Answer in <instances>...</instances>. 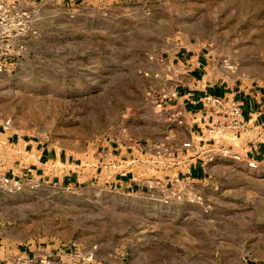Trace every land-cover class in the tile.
Listing matches in <instances>:
<instances>
[{"label": "rangeland", "instance_id": "rangeland-1", "mask_svg": "<svg viewBox=\"0 0 264 264\" xmlns=\"http://www.w3.org/2000/svg\"><path fill=\"white\" fill-rule=\"evenodd\" d=\"M24 6L37 35L0 73V122L11 119L10 132L93 178L66 180L60 163L50 177L24 176L25 162L0 160V176L20 183L0 186L2 255L41 248L91 252L94 264H264V159L251 168L245 157L248 140L264 137L250 128L239 136L207 132L230 154L198 181L184 178V160L149 154L131 164L129 157V146L158 143L165 126L173 127L156 102L174 94L169 58L183 44L203 46L237 74L264 81V0ZM108 149L128 156L119 171L136 187L105 182L118 175L99 163Z\"/></svg>", "mask_w": 264, "mask_h": 264}, {"label": "crops", "instance_id": "crops-1", "mask_svg": "<svg viewBox=\"0 0 264 264\" xmlns=\"http://www.w3.org/2000/svg\"><path fill=\"white\" fill-rule=\"evenodd\" d=\"M16 1L23 3L26 0ZM213 58H211L210 52H205V47L192 42L183 44L170 56L169 61L175 65L176 80L173 85L175 97L169 103L170 105H179L183 109V124L173 123L171 129L165 126L163 137L154 141L163 142L166 136H169V145L180 149L183 143L191 139L209 140L206 135L208 126L215 122L217 117L210 107L204 105L203 98L206 95L225 97L238 102L241 105L242 117L248 122L251 133L256 134L258 139L264 137V81L225 69L221 66L220 60L215 61ZM3 123L4 121L0 122V151L2 150L0 160L4 162L12 159L18 160L20 161L19 165L25 162L26 164L22 168L24 176L50 177L55 171L53 168L59 167L60 163L66 170L67 168L69 170L64 175L65 177L69 176L66 180L73 179L76 183L83 177L93 178L89 175L86 167L75 165L76 168L70 170L68 159H64L62 156L58 157L56 153L32 138L26 139L16 132H10L13 122L9 130L3 128ZM247 143L249 149L245 151V157L261 161L264 154V139L256 142L250 139ZM148 146L150 145L129 146V149L132 150L129 153V157H132L131 160L139 158L137 154L142 156L141 153L147 151ZM114 150L108 149V152L101 154L99 163L107 153L115 154L117 160H129L128 156L123 155L122 152L117 154ZM183 153L185 169L180 170L182 174H185V179L198 181L211 176V163L203 166L200 160L189 161L187 159L189 153ZM136 164L138 163L136 162ZM77 168L80 169L76 170ZM12 173L15 175L14 171ZM108 181L119 186H131L132 189L136 187L134 179L127 174L114 175V178L105 180V182ZM40 249H24L22 252L32 254ZM1 255L0 251V259H3L5 255Z\"/></svg>", "mask_w": 264, "mask_h": 264}, {"label": "built area", "instance_id": "built-area-1", "mask_svg": "<svg viewBox=\"0 0 264 264\" xmlns=\"http://www.w3.org/2000/svg\"><path fill=\"white\" fill-rule=\"evenodd\" d=\"M24 4L33 7L36 0H26L23 3L16 0H0V73L11 68L17 60L23 57L27 50L26 39L37 35V31L32 24L31 8H26ZM221 66L232 71L236 69L226 61ZM174 97L175 94L168 97L167 95L163 96L156 102V107L160 108L161 111H165V117L168 120L180 125L183 124L184 111L179 105H170L169 102ZM203 103L205 106L210 107L217 117L216 121L208 126L210 134L222 132L239 136L249 129L248 122L242 117L241 105L238 102L225 97L206 95L203 98ZM11 126V119H7L3 123L5 130H9ZM169 139V136L165 138V140ZM226 147L224 143H217L214 138H209V140L203 138L191 139L183 143L180 149L172 148L166 141H163L148 146L147 151H143L145 155L141 153L143 159L134 158L130 163H145L149 159V154L157 159L165 156L170 160H183V152H185L186 154L189 153L187 157L189 161L200 160L203 166H206L218 156L230 154V150ZM262 159H264V154ZM154 162L158 163L159 161L154 160ZM127 163V160H117L115 154L107 153L103 156L100 165L103 169L110 171L115 169V173L125 175L126 173L119 170L121 167H127L129 165ZM160 164L166 163L162 162ZM247 164L249 167L255 168L258 166L259 161L248 158ZM178 179L179 177L176 180ZM0 186L11 189L20 186V183L6 176H0ZM93 257L94 255L91 252H79L78 250L66 251L59 249V251L51 252L40 249L32 254L18 251L12 255L4 256L3 259H0V264H94Z\"/></svg>", "mask_w": 264, "mask_h": 264}]
</instances>
